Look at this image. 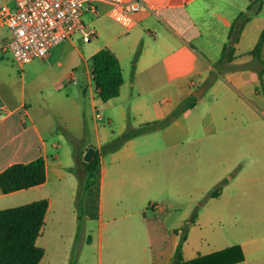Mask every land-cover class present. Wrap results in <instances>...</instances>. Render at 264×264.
Returning <instances> with one entry per match:
<instances>
[{
  "label": "crops",
  "instance_id": "crops-1",
  "mask_svg": "<svg viewBox=\"0 0 264 264\" xmlns=\"http://www.w3.org/2000/svg\"><path fill=\"white\" fill-rule=\"evenodd\" d=\"M144 1L147 6L137 15L132 28L113 19L109 14V4L100 2L104 3L102 10L98 6L97 13L90 11L94 17L84 22L88 29L96 31V35L85 41L83 33L77 31L71 38L54 45L47 57L27 62L34 66L31 73L26 71L27 63L17 61L23 69L19 71L10 58H6L10 52L0 53V174L14 163H28L39 157L46 160L47 168V178L42 184L10 193H4L0 186V210L47 198L49 208L45 227L58 197L67 194L74 174L72 159L68 162L63 157L75 156L83 149L87 153L91 147H101L105 140L102 134L109 141L126 131L131 121L126 118L125 107L121 108L122 121L117 131L107 132L100 123L96 124L95 142H91V131L86 129L83 121L81 102L84 96L90 98L95 109H98V100H102L91 75L93 55L102 48H110L117 55L125 79L120 95L105 101L106 104L119 98L126 86L140 87L142 93L160 89L178 96L157 108L155 114L150 108H145L148 118L142 120L141 125L166 117L186 95H195L201 87H204L203 93L210 87L213 90L225 89L226 96L233 95L240 100L250 122L264 115V92L260 79L263 64L252 53L264 34V25H257L252 32V41H257L253 48L243 51L240 47L254 16L246 23L237 43L235 58L222 76L227 81L221 79L212 84L210 80L229 41L235 19L249 11L254 0ZM255 14L264 18V2L261 11ZM8 37V29H0V44ZM86 42L91 45L86 46ZM134 56H137L134 62L132 59L127 62ZM261 57L264 59V45ZM247 62L251 65H236ZM233 65L234 68H229ZM127 72L130 73L128 77ZM225 103L223 101L217 106ZM198 106L199 102H196L191 109ZM54 114L59 116V121L52 120ZM95 116L97 120L104 119L102 112L101 117H97V112ZM180 120L181 116L175 123L179 124ZM108 121L113 123L112 118ZM72 122L78 127L77 134ZM57 125L67 132H57ZM139 137L130 139L120 149L102 157L97 182L87 190L84 199L83 225L77 224L80 219L77 213L72 216L58 213L54 219L58 223L56 236L63 239L67 230L68 235L76 237L81 231L89 241L88 248L94 246L98 249L99 264H173L175 259L184 225L183 214L176 211L163 214L164 208L160 206V214H151L144 207H136L129 195L125 196L128 186L144 185L149 179V182L153 181V177L149 178V174L136 163L144 156L135 148L134 142ZM255 178L263 179L261 175ZM236 185H240L243 192L245 184ZM212 200L209 220L204 221L205 212L202 211L196 220L190 221L191 225L187 224L190 230L184 246V261L264 264V246L255 241L223 244L230 234L224 229L209 239L198 240L195 237L203 221H236L239 217L234 212L236 208H256L264 213V193L258 201L240 194L232 203L227 186H224ZM259 220L260 230H264V215ZM261 237H264V232ZM211 243L215 246L212 247ZM70 249L71 246L68 251ZM222 251L227 253L213 257L215 259H203ZM44 258L40 264H44ZM85 261H91L89 256Z\"/></svg>",
  "mask_w": 264,
  "mask_h": 264
},
{
  "label": "rangeland",
  "instance_id": "rangeland-1",
  "mask_svg": "<svg viewBox=\"0 0 264 264\" xmlns=\"http://www.w3.org/2000/svg\"><path fill=\"white\" fill-rule=\"evenodd\" d=\"M15 2L16 0H0V7L9 4L15 8ZM103 5L104 3H100V10ZM246 13L249 14L250 11H246ZM93 15L87 11L84 15V22L94 17ZM253 16L255 17L254 21L240 46L243 51L255 46L257 41H252L254 36L252 32L257 29V25H264L263 16L258 18L255 13L251 17L253 18ZM81 45L83 46V44ZM85 45L91 44L86 42ZM7 54L6 58L9 57L13 65L22 72L23 69L14 60L15 58L13 59V55ZM131 59L134 62L137 56L129 57L127 62ZM262 64L263 66L260 68L263 77L261 89L264 92V63ZM236 65L244 67L251 65V62ZM26 66H28L26 71L31 73L34 66L29 63ZM225 73L219 75L215 73V76L210 78L212 84L221 79L227 81L222 78ZM128 76L130 73L127 72ZM49 90L53 89L49 87ZM225 96V89L213 90L210 87L201 96L196 95L199 106L183 112L180 115L179 124L175 123V119L165 128L144 133L135 140L137 151L144 153L143 158L138 159L136 163L149 174V178L153 177L152 182H149V179L144 185L133 184L126 188L125 196L129 195L134 200L136 207H144L151 214H160L161 207L164 208L163 214L176 211L178 214H183L184 227L187 224L191 225L190 221L194 218L196 220L194 217L196 211L198 213L204 211V221L209 220L208 211L209 208H212L214 197L212 193L219 189L222 181H225L224 186H227V194L231 195L232 203H235V198L240 194L242 197H251L256 201L261 199L264 193V115L262 114L261 117L250 122L248 113L241 107L240 100H236L233 95ZM171 98L176 100L178 96L160 89L142 93L140 87L126 86L119 98L113 99L109 104L98 100V109H95L90 98L84 96V100L81 102L83 121L86 124V129L89 128L91 131V142L96 140L95 126L97 123H100L107 132H114L120 128L122 107L126 108L128 122L131 121L128 126L139 127L141 126L140 122L148 118L145 108H150L152 114H155L156 109L165 105ZM191 101L192 95H186L179 104L186 107ZM223 101L226 102L224 106H217ZM96 112H102L104 119L97 120ZM109 118L113 119V123L108 121ZM59 119V116L53 115L52 120L59 121ZM72 124L77 134L78 127L75 122ZM57 126V132H67L63 127ZM104 138V143H106L105 134H102V139ZM63 159L68 162L72 159L71 170L74 174L71 176L67 194L58 197L55 203L56 207L54 206L51 210L44 232L38 240V244L47 249L43 263L91 264L93 262V264H99L98 249L94 246L88 248L87 242L89 241L81 231H78L76 237H72L64 229L66 235L63 239L56 236L55 231L58 223L54 219L58 213L66 216L77 213L80 216L77 224L83 225L84 199L87 193L86 191L82 192L81 178L73 170L76 165L75 156L72 155L69 158L64 156ZM258 175H261L263 179H256L255 177ZM236 183L245 184L243 192H241L240 185H236ZM58 207L61 208V211L58 210ZM234 212L239 217L233 222L211 221L204 223L203 221L198 226L195 237L198 240L209 239L224 229L230 234L228 240L223 244H239L244 240L255 241L256 244L264 246V237H261L264 230H260L259 227L261 225L259 219L264 213L257 211L256 208H244V206L236 208ZM70 246L71 249L68 251ZM86 256H89L91 260L89 263L85 261Z\"/></svg>",
  "mask_w": 264,
  "mask_h": 264
},
{
  "label": "trees",
  "instance_id": "trees-1",
  "mask_svg": "<svg viewBox=\"0 0 264 264\" xmlns=\"http://www.w3.org/2000/svg\"><path fill=\"white\" fill-rule=\"evenodd\" d=\"M263 2L264 0L252 1L249 5L251 14L244 12L235 19L231 28L229 41L226 42L222 57L216 64V71L213 72L214 76L215 73L219 75L225 72L227 66L235 58L240 35L246 23L251 19L252 14L261 11ZM263 45L264 34L252 51L254 58L261 63H264V59L261 57ZM234 67L233 65L229 68ZM93 69L95 74L94 80L102 100L108 101L120 95L125 81L123 67L117 55L110 48H102L93 55ZM260 78L263 83L262 72L260 73ZM196 102V95H192V101L188 106L183 107L179 104L169 115L162 119L146 122L139 127L128 126L126 131L116 135L101 147H94L95 151L89 160L85 157L86 149L76 152V165L73 170L81 178L82 192H87V190L96 184L103 156L120 149L132 138L165 128L183 114V112L191 109ZM46 178V160L43 157H39L28 163L20 162L10 165L0 174V186L4 193H10L42 184L46 181ZM224 184L225 181H222L219 189L212 193L213 196H216L221 191ZM48 208L49 200L42 198L30 203L0 210V264H40L42 262L46 250L44 247L38 245L37 242L38 238L42 235ZM197 216L198 211L194 213V217ZM189 230V225H185L182 228L173 264H200L203 261L196 260L192 263L184 261V246L188 239ZM226 253L225 251L218 252L203 259L207 260L219 257ZM70 264L74 263L70 262Z\"/></svg>",
  "mask_w": 264,
  "mask_h": 264
},
{
  "label": "built area",
  "instance_id": "built-area-1",
  "mask_svg": "<svg viewBox=\"0 0 264 264\" xmlns=\"http://www.w3.org/2000/svg\"><path fill=\"white\" fill-rule=\"evenodd\" d=\"M100 2L108 3L110 16L127 28L136 24L137 15L147 6L144 0H16L15 8H0V29L9 31V37L0 44V53L10 52L25 64L47 57L54 45L77 31L90 41L96 31L86 27L84 15L87 11L97 13ZM91 75L94 78V69Z\"/></svg>",
  "mask_w": 264,
  "mask_h": 264
},
{
  "label": "water",
  "instance_id": "water-1",
  "mask_svg": "<svg viewBox=\"0 0 264 264\" xmlns=\"http://www.w3.org/2000/svg\"><path fill=\"white\" fill-rule=\"evenodd\" d=\"M204 87H201L200 89H198L195 93H196V95H202V93H203V91H204V89H203ZM93 152H94V148L93 147H91V148H89V150H88V152L86 153V159H91V157H92V155H93Z\"/></svg>",
  "mask_w": 264,
  "mask_h": 264
}]
</instances>
